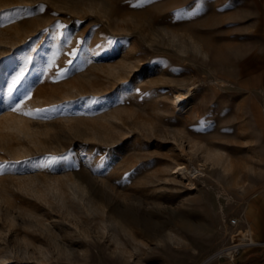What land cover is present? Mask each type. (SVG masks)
<instances>
[{
	"label": "rangeland",
	"instance_id": "1",
	"mask_svg": "<svg viewBox=\"0 0 264 264\" xmlns=\"http://www.w3.org/2000/svg\"><path fill=\"white\" fill-rule=\"evenodd\" d=\"M257 23L253 0H0V118L33 128L0 137V264H203L257 241Z\"/></svg>",
	"mask_w": 264,
	"mask_h": 264
},
{
	"label": "bare ground",
	"instance_id": "2",
	"mask_svg": "<svg viewBox=\"0 0 264 264\" xmlns=\"http://www.w3.org/2000/svg\"><path fill=\"white\" fill-rule=\"evenodd\" d=\"M100 52H105V51H100ZM2 72H3V68H1L0 70V80L3 78ZM3 88H0V99L2 98L4 94ZM193 94H194V91L192 87L182 88V89L179 88V89L173 90L171 92L170 99H171V104L174 107V109L179 110V111H184V109L187 107V104L191 101ZM101 98H102L101 96L97 98V101L95 103L96 105L102 102L103 99ZM31 125L32 123L30 122L29 116L25 115L23 112L16 113V114H9V115L4 114L0 118V137H4L5 135H9V134H15L18 136L20 135L31 136L33 134L32 133L33 128ZM97 135L99 137V132ZM208 155L218 160L219 163H221V165L223 166L225 171H228L231 168V161L228 155L224 154L223 152H220V151L208 152ZM171 168L175 169V171L179 173H183L185 171V167H180L179 165H174ZM9 214L11 215V213ZM239 239H240V242L236 243V245L234 244L235 246L232 245V246L222 248L223 250L217 251L215 254L207 258L203 262V264H209L215 259L221 258L224 256H232L233 253L236 251L237 245L243 244L246 240H249L248 243L250 244L256 243V240L253 238V235L250 229L247 230L246 232L241 233V237Z\"/></svg>",
	"mask_w": 264,
	"mask_h": 264
},
{
	"label": "crops",
	"instance_id": "3",
	"mask_svg": "<svg viewBox=\"0 0 264 264\" xmlns=\"http://www.w3.org/2000/svg\"><path fill=\"white\" fill-rule=\"evenodd\" d=\"M255 13L259 15L260 23L255 26L257 31H264V0H253ZM253 199L254 210L260 213L259 219L253 222L246 218L247 208ZM248 202L245 209V220L248 226H253L254 235L257 238L256 244L247 246L237 264H264V191H256ZM218 264V263H216ZM233 264V263H229Z\"/></svg>",
	"mask_w": 264,
	"mask_h": 264
},
{
	"label": "snow or ice",
	"instance_id": "4",
	"mask_svg": "<svg viewBox=\"0 0 264 264\" xmlns=\"http://www.w3.org/2000/svg\"><path fill=\"white\" fill-rule=\"evenodd\" d=\"M28 62H29V60H26L25 61V65H27ZM23 72H24V69L22 68L21 71H20V74H18L17 76L13 77V79H12V85L13 86L16 85L20 81V79H22ZM12 91H13V88L10 86L9 87V93L11 94ZM11 110L14 111V112H19L20 111V105L17 104L16 106L12 107ZM24 114L25 115H30V113H24ZM0 172H2V169H0Z\"/></svg>",
	"mask_w": 264,
	"mask_h": 264
},
{
	"label": "built area",
	"instance_id": "5",
	"mask_svg": "<svg viewBox=\"0 0 264 264\" xmlns=\"http://www.w3.org/2000/svg\"><path fill=\"white\" fill-rule=\"evenodd\" d=\"M232 223H236V220L233 219V220H232ZM235 244H236V243H235ZM238 246H239V245H237V247H236V251L233 253V255H232V256H228V257H230V260H231V261H234V255H235L236 252L239 251Z\"/></svg>",
	"mask_w": 264,
	"mask_h": 264
}]
</instances>
